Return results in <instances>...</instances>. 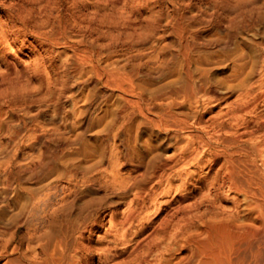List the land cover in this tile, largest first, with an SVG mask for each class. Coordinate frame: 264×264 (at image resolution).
Returning <instances> with one entry per match:
<instances>
[{
    "label": "rangeland",
    "instance_id": "374dc122",
    "mask_svg": "<svg viewBox=\"0 0 264 264\" xmlns=\"http://www.w3.org/2000/svg\"><path fill=\"white\" fill-rule=\"evenodd\" d=\"M0 25V264H264L262 160L198 139L264 142V0H0Z\"/></svg>",
    "mask_w": 264,
    "mask_h": 264
},
{
    "label": "bare ground",
    "instance_id": "6f19581e",
    "mask_svg": "<svg viewBox=\"0 0 264 264\" xmlns=\"http://www.w3.org/2000/svg\"><path fill=\"white\" fill-rule=\"evenodd\" d=\"M7 27H4V26H1L0 25V51H5L4 50V47H6V45H9L11 42H10V33L8 32V28L6 29ZM190 64V63H189ZM9 68V67H8ZM10 70H12V68H10ZM17 70V68L15 69ZM188 71V70H187ZM17 72V71H16ZM188 82L178 91H176L178 93V95H182L184 96L186 99H196L195 102H200L201 101V98H204L205 99H209V100H212V96L214 97V94L212 92V90H209L206 89L203 85H200V84H197V81L195 80L194 78V75L192 74L191 70L188 72ZM1 75V74H0ZM9 78V77H8ZM1 80V79H0ZM206 85V84H205ZM216 96V94H215ZM182 98V99H185V98ZM211 98V99H210ZM215 99V98H214ZM174 101L175 98H174ZM177 102V101H176ZM178 103V102H177ZM196 104V103H195ZM170 109V108H169ZM233 112L236 113V110H234ZM229 114L232 113V112H228ZM175 118H177V116L175 115ZM188 118V117H187ZM174 119V118H173ZM178 119V118H177ZM175 120V119H174ZM186 121V119H185ZM188 122V121H186ZM186 122H184L183 120H180L179 123H182V124H186ZM169 123V122H168ZM176 123H178L176 121ZM160 126H167V122L164 121V119L160 120L159 123ZM188 125V123H187ZM219 125V129L220 130H224L225 129V124H218ZM169 127V125H168ZM178 127H182V126H178ZM184 127V126H183ZM182 127V128H183ZM188 127V126H187ZM186 128V127H185ZM221 133H224V132H221ZM236 133V132H235ZM241 135V133H240ZM240 135L237 136V138L235 140H230L229 138H227L224 134H221V137H220V140L218 141V145L215 144V141L213 142L212 140H209L211 137H208L209 139L206 140V136L205 137H202L204 135H202L200 138L198 137L200 143L202 144H207L208 146H210L211 148H220L222 151V154L226 157H228L229 159H232L233 156L237 153V152H241V153H245V154H248V155H251L252 156V159L254 160V162L256 163L258 161V159L260 158V160H262V164L264 165V142H256L254 144H248V145H245V146H239L240 144ZM197 141V140H196ZM199 143V142H198ZM261 194V193H259ZM264 195V194H263ZM38 207L37 204L34 205V209H36ZM55 219V218H54ZM80 220V219H78ZM82 221V220H81ZM79 223V221H78ZM55 225H56V228L63 232L64 235L67 234V232L71 229L73 232H78L80 231V228L79 226L77 227L75 222L69 218V217H64V218H61V219H55ZM82 229V228H81ZM70 231V232H72ZM70 232H69V235H70ZM241 238L242 237H254L256 236L258 233H259V227H248L246 226L245 228H243V230H241ZM81 234V233H80ZM82 235V234H81ZM65 237V236H64ZM67 239V238H66ZM62 240V239H61ZM60 240V241H61ZM63 241V240H62ZM64 242V241H63ZM7 243V242H6ZM62 244V242H61ZM63 246V245H62ZM65 246V245H64ZM63 249V247H62ZM235 249H231L229 250V253H228V257L227 259L226 258H218L219 261H218V264H233V262L231 261V258H230V253L233 252ZM46 251V250H45ZM7 250H3L2 254L1 255H4L6 254ZM237 252V251H236ZM48 253V252H47ZM59 253V252H58ZM57 253V254H58ZM48 255V254H47ZM46 257V255H45ZM71 259V258H70ZM16 260V259H15ZM68 260V259H67ZM77 260V259H76ZM57 261V257L56 256H49V257H46V259L44 260L43 264H54L55 262ZM74 261V260H72ZM36 262V261H35ZM67 262V261H66ZM5 264H17L12 258L9 259ZM30 264V263H28ZM32 264V263H31ZM34 264V263H33ZM37 264V263H36ZM39 264V263H38ZM42 264V262H41ZM57 264V262H56Z\"/></svg>",
    "mask_w": 264,
    "mask_h": 264
}]
</instances>
